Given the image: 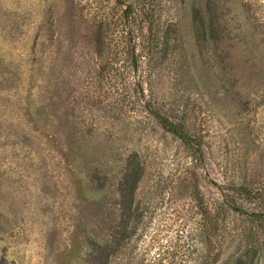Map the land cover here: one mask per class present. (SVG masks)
Wrapping results in <instances>:
<instances>
[{
	"label": "rangeland",
	"instance_id": "374dc122",
	"mask_svg": "<svg viewBox=\"0 0 264 264\" xmlns=\"http://www.w3.org/2000/svg\"><path fill=\"white\" fill-rule=\"evenodd\" d=\"M94 241L264 264V0H0V261L91 264Z\"/></svg>",
	"mask_w": 264,
	"mask_h": 264
},
{
	"label": "trees",
	"instance_id": "16d2710c",
	"mask_svg": "<svg viewBox=\"0 0 264 264\" xmlns=\"http://www.w3.org/2000/svg\"><path fill=\"white\" fill-rule=\"evenodd\" d=\"M131 8V6L129 5L126 9L125 12ZM201 10H203L202 8H200ZM199 9H196V14L200 17L201 22L203 21V13L202 11ZM204 11V10H203ZM206 13V12H205ZM209 20V25H210V29H215L214 26L215 24H213V19L210 18ZM159 118V121L161 123V125L164 127L165 130L172 132L173 134H175L176 136L183 138V140L185 142H187L186 138V134L182 133L180 128H178L176 126V124H174L173 122L169 121L166 117L164 116H157ZM92 180H90V182L95 186V187H101L102 184V180H100V178L96 175V174H92L91 175ZM141 179V170L139 168L138 169H133L131 170V173L129 174H124V179L123 182L120 185V191H121V198L122 200H124L125 202H127L129 205L131 204L133 197H134V193H135V188L136 185L138 184V182ZM126 185V186H123ZM130 209V208H129ZM130 215V214H129ZM127 235V231H124V233L122 234V236ZM122 239V238H121ZM111 242L117 246L119 244V240H118V233L115 230L112 235H111ZM112 243H105L104 245H102V243L98 242V241H94L93 245H92V260H91V264H107L108 260L111 258L112 255V251L114 247H112ZM0 264H2V262L0 261Z\"/></svg>",
	"mask_w": 264,
	"mask_h": 264
}]
</instances>
